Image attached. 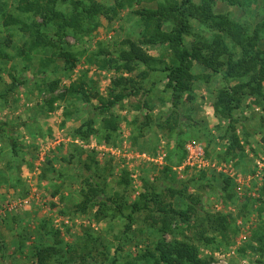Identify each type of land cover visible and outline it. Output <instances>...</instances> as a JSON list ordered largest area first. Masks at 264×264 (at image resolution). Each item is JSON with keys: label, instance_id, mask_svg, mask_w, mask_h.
<instances>
[{"label": "rangeland", "instance_id": "1", "mask_svg": "<svg viewBox=\"0 0 264 264\" xmlns=\"http://www.w3.org/2000/svg\"><path fill=\"white\" fill-rule=\"evenodd\" d=\"M18 1L0 0V122L14 125L16 142L13 150V140L0 131V264H38V253L48 246L54 248L48 264H111L114 257L115 264H150L142 255L160 238L158 225L150 226L151 218L159 217L157 206L150 203L149 209L137 212L131 230L123 235L129 209L119 214L109 207L104 215L102 208L82 204L88 183L79 164H88L107 194L118 192L125 205L141 193L157 190L162 182H175L176 175L182 180L175 185L179 196L160 191L163 202L180 210L191 196L201 197V206L213 218L192 217L188 224L172 215L173 234L164 238L195 244L199 257L209 264H264L257 234L264 233V207L257 199L264 179V82L260 94H248L245 86L240 106L231 110L236 119L231 134L242 145L239 150L225 135L230 120L214 108L224 88L223 72L192 61L189 89L173 106L162 70L165 64H157L155 70L139 64L133 72H124L102 70L90 59L99 47L114 54L124 40L140 41L143 27L135 10L154 8L163 0H58L57 9L67 17L78 15L82 25L63 36L62 45L54 27L30 36L19 25H4L8 16L18 13ZM92 1L114 8L112 19L99 14L88 18L83 6ZM201 2L193 0L196 6ZM211 5L214 14L240 25L246 39L256 31L255 48L264 49V0H211ZM40 15L19 17L40 22ZM189 22L183 43L144 45L145 51L167 63L182 46L212 42L216 30L195 18ZM220 39L230 56L220 55L219 60L226 65L229 57L231 62L242 58V49L230 36L222 34ZM62 49L76 55L72 69L63 62ZM251 75H233L228 84L245 83ZM122 76L125 80L120 82ZM79 80L86 83L88 102L82 94L66 91ZM124 86L138 92L111 109L118 130L115 144H106L101 139L103 116L93 108L110 90ZM86 121H92L95 131L83 139L75 130L86 129ZM189 144L208 156L209 164L187 165ZM166 166L171 174L164 172ZM222 177L233 181L232 198L222 189Z\"/></svg>", "mask_w": 264, "mask_h": 264}, {"label": "trees", "instance_id": "2", "mask_svg": "<svg viewBox=\"0 0 264 264\" xmlns=\"http://www.w3.org/2000/svg\"><path fill=\"white\" fill-rule=\"evenodd\" d=\"M40 1L42 0H19L17 4L18 13L8 16L3 21L4 25H19L30 36L41 32L44 28L54 27L56 28L55 33L61 45L63 44V36L65 37L70 32L74 34L82 28L78 15L67 17L57 9L58 0H46L42 5ZM131 1L133 0H129V2ZM77 3L81 4L82 1H77ZM118 5L122 7L121 3ZM83 11L88 18L99 14L111 20L116 10L114 8H106L97 1H92L88 6H83ZM31 12H39L41 14V21L32 20L31 17L29 21L20 19V14H31ZM110 12H112V15ZM135 14L138 16L139 22L143 27L140 32L141 40H124L114 54L110 50L99 47L90 56V59L98 63L102 70L124 72H133L139 64L146 66L149 70L158 69L156 65L159 63L165 64L162 70L167 73L166 87L171 92L173 106L175 105L176 98H179L178 95L189 89V81L193 78V74L191 73L192 61H195L204 68L210 69L212 72H223L224 88L219 90L214 108L216 112H220V115L230 120L225 130V135L230 136L232 144H235L239 150H242V145L239 144L235 134H231V130L234 127L233 122L236 121V119L232 118L231 110L240 106L242 95L245 94L243 90L245 86L249 87L248 94L261 93V85L264 82V49L259 50L255 48V39L258 37L257 32H254L253 38L246 39L243 33L244 29L240 25L233 24L223 14L213 13L211 0H202L197 6L194 5L193 0H163L157 2L154 8L137 9L135 10ZM191 18H195L198 22L216 30L212 42L203 41L193 43L190 47L182 46L172 53L167 63L145 51L144 45L161 44L168 46L173 42L183 43L184 35L190 33L189 21ZM165 26H168V28L165 29ZM222 34L230 36L242 49V58L231 62L229 57L226 65L218 59L223 54L230 56V52L226 50L225 45L220 39ZM28 43L26 42L25 45ZM31 46L34 48L36 45L32 44ZM20 52L24 53V50L20 49ZM60 54L63 62L68 64V68L72 69L77 65L78 59L71 50L62 49ZM249 73H252L250 76L251 80L234 87L228 84L229 77L233 75L242 76ZM123 80L125 78L122 76L119 81ZM85 85L86 83L83 80L73 81L68 85L66 91L71 95L82 94L81 99L88 102L90 97L87 91H85ZM137 92L138 88L133 90L126 87L121 90H110L106 98H100V105L93 108L99 115L103 116L101 126L103 137L101 139L104 143L115 144L114 139L118 130V122L111 109L129 95ZM146 92H149V90ZM13 126L12 124L9 126L4 122H0V131L4 132L11 141L13 140L11 132ZM84 126L86 129H83V127L77 128L75 132L80 138L88 139L95 131L92 121H86ZM15 143L13 140V150H15ZM231 145L230 147H232ZM205 157L208 159V156L205 155ZM78 168L83 171L84 178L88 183V188L83 191L84 201L82 204L88 203L92 206H97L99 209L102 208L101 213L104 215H106V209L109 207L119 214H122L125 208L129 209L125 216L127 223L122 231L123 235L131 230L134 223V215L137 212L149 209L150 203L157 206L156 213L159 217H152L150 226L154 227L158 225L155 232L159 234L160 238L155 242L153 250H148L147 253L142 255L146 262L150 264H209L207 260L199 257L198 248L195 244L187 240L177 239L176 237H172L170 240L164 238L166 233L171 232L173 234L171 230L172 215H179L188 224L192 217L198 220L207 219L208 221L213 218L201 206V197L191 196L186 200V207L180 210H176L171 203L163 202L160 191L166 190L169 197L172 198L179 196L180 189H176L175 185L176 182H182V180L177 181L175 174V182L169 184L162 182L157 190H152L150 193H141L136 200L125 205V202L122 201V196L118 192H115L113 195L107 194L105 184L98 179L96 174L91 173V168L88 164H79ZM164 172L171 174V170L167 166L164 168ZM204 173L202 172V175ZM220 181L223 184V191L228 192L227 197L232 198V194L229 192L233 182L231 178L222 177ZM257 199L264 207V179L260 185L259 197ZM219 225L223 226L222 222ZM257 234L260 242L259 252L264 254V233L261 235L258 232ZM52 249L54 248L48 246L40 250L38 253V264H48ZM115 262L116 257L113 258L111 264H115ZM6 264L11 263L8 262Z\"/></svg>", "mask_w": 264, "mask_h": 264}, {"label": "built area", "instance_id": "3", "mask_svg": "<svg viewBox=\"0 0 264 264\" xmlns=\"http://www.w3.org/2000/svg\"><path fill=\"white\" fill-rule=\"evenodd\" d=\"M193 144H189L187 146V155H186V163L187 165L193 167H204L209 164V160L205 158L203 152L199 149L197 150ZM240 189V187H238Z\"/></svg>", "mask_w": 264, "mask_h": 264}]
</instances>
